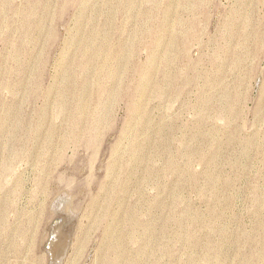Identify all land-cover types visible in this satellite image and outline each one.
Instances as JSON below:
<instances>
[{
  "label": "rangeland",
  "instance_id": "374dc122",
  "mask_svg": "<svg viewBox=\"0 0 264 264\" xmlns=\"http://www.w3.org/2000/svg\"><path fill=\"white\" fill-rule=\"evenodd\" d=\"M0 264H264V0H0Z\"/></svg>",
  "mask_w": 264,
  "mask_h": 264
}]
</instances>
